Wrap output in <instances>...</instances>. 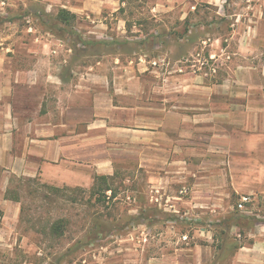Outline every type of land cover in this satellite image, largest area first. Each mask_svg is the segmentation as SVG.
Returning a JSON list of instances; mask_svg holds the SVG:
<instances>
[{"label":"rangeland","instance_id":"rangeland-1","mask_svg":"<svg viewBox=\"0 0 264 264\" xmlns=\"http://www.w3.org/2000/svg\"><path fill=\"white\" fill-rule=\"evenodd\" d=\"M151 2L131 5L127 14L137 23L130 24L127 35L138 39H119L129 43L103 48L77 45L75 35L56 32L53 26L59 23L61 9L45 12L34 0L24 4L0 0V17L7 20L0 25V43L19 48L20 41L27 42L35 33L55 32L65 43L54 45L62 53L71 49L66 59L72 65L95 66L99 61L104 68H116L110 80L131 85L130 104L136 120L140 107H157L164 94L168 109L173 94L179 95L183 109L191 85L231 78L241 62L233 55L238 36L247 26L256 27L257 21L260 29L264 25V0H175L176 6L167 4L159 13L152 11ZM35 18L47 24L40 26ZM90 24L91 20L76 16L67 27L60 25L86 40L98 41L88 33ZM31 27L37 32L30 31ZM146 39L147 43L139 44ZM259 49L264 51L263 46ZM256 60L264 64V54ZM192 92L191 96L199 93ZM187 125L182 124L185 133L193 132ZM138 135L134 132L132 145H118L117 173L108 182L114 196L112 191L105 194L100 182L95 189L59 187L62 190L55 191L40 181L14 180L22 214L14 224L0 215V264H148L151 257L194 243L212 246V264H231L241 246L264 240V146L259 154L249 156L254 161L246 169L236 162L234 168L215 175L217 180L229 178L230 185L214 188L218 192L210 200L184 188L195 175H204L196 168L201 154L192 155L195 175L184 169L175 172L168 165L166 170L147 171L140 167ZM166 189L180 198L166 195ZM242 198L247 202L240 209ZM60 219L66 220L63 235L52 231Z\"/></svg>","mask_w":264,"mask_h":264},{"label":"crops","instance_id":"crops-1","mask_svg":"<svg viewBox=\"0 0 264 264\" xmlns=\"http://www.w3.org/2000/svg\"><path fill=\"white\" fill-rule=\"evenodd\" d=\"M34 1L45 12L63 9L91 20L88 33L98 41L138 39L127 35L130 24L137 25L127 14L131 5L143 0ZM167 4L176 6L175 0H154L149 5L159 13ZM256 23L237 38L233 55L241 62L231 78L191 85L190 94L199 93L189 94L183 108L187 111L178 94H173L168 109L164 94L157 107H140L136 120L131 85L110 80L115 67L104 68L99 61L95 66L72 65L66 59L71 49L62 53L54 44L65 41L50 32L31 35L27 42L20 41L19 48L0 43V215L11 224L21 217L22 198L14 180L85 189L94 186L98 177H115L118 145H132L134 132L140 136V167L147 171L166 170L168 165L175 172L184 169L193 174L192 155L201 154L196 168L205 173L193 174L196 179L184 188L214 199L218 192L214 188L230 185L229 178L217 180L215 175L234 168L236 162L246 169L254 161L249 156L259 154L264 146V64L256 60L264 54L259 49L264 47V20L261 29ZM138 120L139 125H134ZM185 123L193 132L185 133ZM165 194L178 198L167 189ZM213 262L214 251L208 243L176 246L148 260V264ZM231 264H264V240L241 246Z\"/></svg>","mask_w":264,"mask_h":264},{"label":"trees","instance_id":"trees-1","mask_svg":"<svg viewBox=\"0 0 264 264\" xmlns=\"http://www.w3.org/2000/svg\"><path fill=\"white\" fill-rule=\"evenodd\" d=\"M75 17L76 16L71 14L70 12L61 9L59 11V14H58L59 23H56L53 27H54V29H56V32L60 31V32L67 33L69 35H75L78 38L77 45H82L83 47L94 46V47L108 48V47H114V46L121 47V46H124V45L129 43V41L120 42V41H117V40H115V41H90V40H86L84 37L79 35L77 32L71 31L68 28H66L70 24V20H73ZM5 22H7V20L5 18L0 17V25L5 23ZM60 24H62V25L64 24L66 27H63ZM187 31H189V29H187ZM53 33H55V32H53ZM151 37L154 38L153 36H151ZM62 38H63V36H62ZM156 38H158V36H156ZM143 43H147V39L142 41L139 44H143ZM112 179H113V177H108V176H101V177L96 178L95 179V184L93 186V189H95V187L97 186V183L100 182V183H103L102 186H100L102 191H104L105 194L108 191H112V194L114 196V190L108 184V182L110 180H112ZM47 187H49V186H47ZM50 188L52 190H55V191L62 190V189L56 188V187H50ZM101 189H99V190H101ZM17 201H18V199H17ZM65 224H66V220L65 219L58 220L57 222H55L52 225V231L55 234L63 235L64 234Z\"/></svg>","mask_w":264,"mask_h":264},{"label":"built area","instance_id":"built-area-1","mask_svg":"<svg viewBox=\"0 0 264 264\" xmlns=\"http://www.w3.org/2000/svg\"><path fill=\"white\" fill-rule=\"evenodd\" d=\"M245 202H247V198H242L241 203L238 205L240 209H243ZM184 239H187V237L184 236Z\"/></svg>","mask_w":264,"mask_h":264}]
</instances>
